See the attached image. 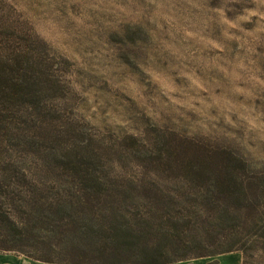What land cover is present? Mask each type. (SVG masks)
I'll return each instance as SVG.
<instances>
[{
    "label": "trees",
    "instance_id": "16d2710c",
    "mask_svg": "<svg viewBox=\"0 0 264 264\" xmlns=\"http://www.w3.org/2000/svg\"><path fill=\"white\" fill-rule=\"evenodd\" d=\"M52 57L32 27L0 26V252L63 264H169L246 253L263 236L264 172L243 153L159 135L157 162L124 170L113 146L64 104L69 90ZM131 139L138 151L146 146ZM85 237L90 247L78 243Z\"/></svg>",
    "mask_w": 264,
    "mask_h": 264
},
{
    "label": "rangeland",
    "instance_id": "374dc122",
    "mask_svg": "<svg viewBox=\"0 0 264 264\" xmlns=\"http://www.w3.org/2000/svg\"><path fill=\"white\" fill-rule=\"evenodd\" d=\"M21 22L47 43L64 104L124 170L155 164L159 135H182L237 149L264 172V0H0V26ZM261 183L263 236L230 255L235 264H264Z\"/></svg>",
    "mask_w": 264,
    "mask_h": 264
},
{
    "label": "crops",
    "instance_id": "0c3cea01",
    "mask_svg": "<svg viewBox=\"0 0 264 264\" xmlns=\"http://www.w3.org/2000/svg\"><path fill=\"white\" fill-rule=\"evenodd\" d=\"M230 255H235V251L229 253H223L218 256H207L194 258L191 264H210L211 260H208V257H214L218 262L215 264H235L236 262L231 258ZM236 259V258H235ZM187 261H179L169 264H186ZM0 264H63L57 262L42 261L31 258L25 254L16 253V252H0Z\"/></svg>",
    "mask_w": 264,
    "mask_h": 264
}]
</instances>
